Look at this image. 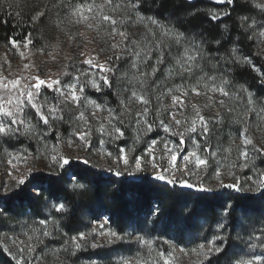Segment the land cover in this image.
Wrapping results in <instances>:
<instances>
[{"label":"rangeland","instance_id":"obj_1","mask_svg":"<svg viewBox=\"0 0 264 264\" xmlns=\"http://www.w3.org/2000/svg\"><path fill=\"white\" fill-rule=\"evenodd\" d=\"M237 1L243 5L236 15L252 44V56H248V51L238 46L236 41L230 45L228 53L224 54L221 51L209 49L204 44L207 51L204 58L197 61V64L203 67V72L197 70L196 76L207 74L219 77L225 69L222 66L217 68V60H220L223 65L225 59L229 57L235 62H229L228 65L245 64L253 71L254 68L264 70V37L259 35L264 28L256 27L252 30L247 28V25L252 24L253 21L257 25L264 24V10L259 7L264 5V0ZM83 2L85 0H51L50 5L38 11L44 15L41 16L38 29L29 33L30 37L28 34L17 46L9 43L7 46L0 47V82L20 80L23 86L34 85L35 77L45 81L58 80L60 83L57 87L66 94L62 96L59 92L43 87L36 95L33 90L34 102L42 106V112L49 115V109L55 107L57 119H52L49 115V123L44 125L38 119L37 113L26 104L22 116L17 117L18 120L24 119V125L20 126L19 134L8 136L0 134V193H3L5 187L19 189L22 185L16 188L17 181L21 178L26 179V183L33 175H48L53 154L68 156L74 161L86 159L89 161L86 165L102 170L106 174H114L116 170L122 173L135 171V157L141 156L144 158L143 171L133 175L125 174V176L136 177L142 174L162 184L168 183L154 177L156 173L161 172V169H168V179H172V173H175L177 180L184 179L194 185L203 182L205 187L214 189L218 188L220 183L229 184L236 180L247 188L252 183L249 177L259 179L260 174L264 173V154L254 149H264V92L250 88L243 80L234 81L229 71L227 75L232 81V87L228 89L232 93L230 97H223L218 91L211 92L210 82L208 87H205L203 80L197 85L195 77L191 80L186 79L185 88L181 91L169 92V88H174L181 83L179 78L169 74V70L175 65V58L157 73L155 83L159 85L158 88H149L145 92L139 87H133L130 81L133 76L139 74L130 69L132 58L129 56L126 59H116V56L123 54L120 51L124 46L123 38L111 32L110 24H101L95 19L83 20L78 16L70 15L67 6L71 4L74 8L76 3ZM87 2L94 3L104 14L124 22L122 25L118 24L117 28L125 32L129 38L130 47L133 40L143 43L150 39L153 29L158 34L165 32L166 28L170 29L171 33L178 32L175 28L160 23L159 26H149V21L140 16L131 5H128L126 11H110V6L105 3V0H87ZM121 3L127 4L128 0H112L113 5ZM206 10L211 13H220L224 11V7L209 5ZM242 18H247V24L243 23ZM184 34L189 40L195 39L197 42L201 40V37L195 34ZM29 38L31 44L25 47ZM213 46L217 47L216 44ZM173 51L175 52V45H173ZM244 58H250L252 64L245 63ZM89 59L96 67H90L84 63ZM101 65L111 71L101 72L99 67ZM254 73L260 79L262 78L256 71ZM101 75L111 82L110 93H107L108 86L100 79ZM93 81L99 84V92L92 87ZM149 82L151 83V78ZM219 83L217 79L216 84L219 85ZM72 84H77L75 89L77 95H80V86H85L79 102L71 99V89L66 87ZM242 86L249 87L255 96L256 103L252 111H248V94L236 91ZM192 87L196 88L195 92L192 91ZM132 91H136L138 95H144L149 103L145 105L139 99L132 97ZM183 91L187 94L182 95ZM0 95L6 99L7 93L0 90ZM173 96L179 98L178 102H173ZM88 99L96 101L100 107L89 104ZM221 100L224 101L223 105L220 104ZM145 107L149 109L146 117L143 115ZM196 110L210 121L211 129L207 142L200 140L202 145L200 149L192 143L188 133L184 136L187 144L179 143L180 133H184L185 128L190 127V120ZM81 112L84 113L87 125L79 119ZM172 114H175L176 119L181 120L187 116L189 123L175 124ZM161 121L169 126V131L163 130ZM4 122L10 123V120L5 119ZM114 123L125 133L119 140L112 139L100 131L103 125L105 132H111ZM149 124L153 127L152 133L147 131ZM89 127L92 147L86 149L77 139V133L87 131ZM197 127L199 129V124ZM26 128L30 131H26ZM49 130L51 134L45 135ZM244 130L253 141L252 145L247 146L250 153L247 162L240 156V151L244 149L240 133ZM197 139H199L198 135ZM153 140H156L157 144L151 154H148L146 150ZM53 146H55V153L52 151ZM203 146H207L215 155L205 152ZM121 147L125 149V155L132 165L129 169H125L118 159ZM172 149L179 157L175 165L172 163L169 151ZM190 152H197L201 158L206 159V165L197 169L195 157L184 161L183 156ZM153 156L156 158L155 169L152 167ZM245 163L247 167L243 166ZM109 169L112 171L110 172ZM30 171L32 174L28 177ZM217 171L220 172L219 179L216 176ZM65 177L69 182L71 178L69 172ZM80 184L82 183L68 185V187L73 193L80 194L85 190V187H80ZM175 186L182 192H198L195 188L179 184ZM37 187L36 183H29L26 186L32 195ZM222 189L228 188L211 192ZM240 193L258 195L260 192ZM9 194L0 195V198ZM33 200L36 203L35 210L26 209L24 212L11 215L0 211V250L11 264H16V260L21 257L24 261H31V264H90L92 260H95L97 264H121L122 260L136 257H139L140 264H145V261L147 264H156L161 251L167 254L165 258L170 261V264H235L237 260H251L264 255V249L249 246L250 239L252 243H256L254 238L260 235V229L264 227V198L259 205L238 209L233 216L229 213L225 215V209L230 204L227 201L224 208L217 211V216L213 220L192 217L191 226H184L181 216L178 225L174 226L178 229L183 228L184 231L181 232L174 228L165 231L160 221L155 223L156 207L153 206L152 214L148 217H137L129 223L125 231L120 234L125 238L124 242L115 244L108 243L110 237L107 232L116 231L110 223L105 225V235L98 234L99 223H103L107 218L101 211L96 214L84 208L79 217L80 224L68 231L64 227L70 211V205L66 201L49 198H43L41 201H37L36 198ZM61 202L66 205V211L57 213L55 206ZM41 219L46 220L47 224L40 225ZM220 225H224L222 230ZM93 229L96 231L94 232ZM43 230L48 231L47 237L43 235ZM81 233L87 236V240H78L84 246L75 249L72 237H79ZM129 234L133 237L132 240H129ZM137 235L150 241L151 246L135 242L134 237ZM165 240L168 243H165ZM210 241H215L217 245L222 246L223 250L206 261L199 254L200 245L203 244L204 251H207ZM92 243L101 244L103 247L93 249ZM29 246L34 251L29 252ZM20 248L24 249L22 254L19 251ZM182 248L184 251H181ZM0 264L3 263L0 261Z\"/></svg>","mask_w":264,"mask_h":264},{"label":"snow or ice","instance_id":"obj_2","mask_svg":"<svg viewBox=\"0 0 264 264\" xmlns=\"http://www.w3.org/2000/svg\"><path fill=\"white\" fill-rule=\"evenodd\" d=\"M143 2V0H128L127 4L121 3V4H112V0H105V3L109 5L110 11H118V10H127L128 5H131L133 9L136 11H139L140 5ZM216 3H227V4H233L234 0H215ZM63 6V5H62ZM68 10L70 15L78 16L79 19L83 20H89V19H95L99 21L101 24H110L111 32L116 33L120 35L123 38V48L120 50L123 54L116 56L117 60L120 59H126L129 56L131 59L130 69L131 71L138 73V76H133L132 80L130 81V84L133 85V87H139L143 89L145 92L149 88L155 89L158 88L159 85L155 83L156 75L158 72L161 71L162 67H167L168 62H170L173 58H175V65L172 69L169 70L170 75H174L175 77L179 78L181 83L179 85H176L174 88H169V92L173 91H181L185 88V82L187 80H191L193 77L197 80V85L203 80L205 81V87H208V83H211V92L216 93L217 91L223 96V97H230L232 95L231 92L228 91L229 88L232 87V81L228 78L227 72V65L229 62H235L231 57L225 59L223 65H221L220 60H217V68H220L221 66L225 69V71L221 72L219 77L213 75L208 76L207 74H204L203 76H196L197 70L200 72H203V67L201 65L197 64L198 60H202L204 58V54L207 51V49L203 46L204 41L201 39L199 42H197L195 39L189 40L183 32H174L171 33L170 29L166 28V31L163 33L158 34L154 29L151 31V37L150 39L146 40V42H138V41H131V47L129 46V38L125 34L124 31H121L117 28L118 24H123L124 22L122 20H117L112 18L108 14H104L94 3H88L87 0L83 3H76L75 7L73 8L71 4L68 6ZM103 7V6H101ZM260 9L264 10V5L259 6ZM86 13H91L92 15H87ZM230 13H225V15H229ZM44 15L43 13H38L35 17H33V20L36 21L40 18V16ZM102 17V19H101ZM219 13H213L209 19L212 21H217L220 19ZM149 26H159V21L155 17H148ZM242 21L244 24H247V18H242ZM166 27V26H165ZM256 27L264 28V24L257 25L255 21L252 22V24H248L247 28L248 30H252ZM171 33V34H170ZM31 34H29L30 37ZM259 35L261 37H264V30L260 31ZM251 39V37H249ZM9 43L13 46H17L18 42L16 39L10 38ZM217 45V51L219 50V47H222V43L220 40L215 41ZM29 44H31V39L29 38L28 41L25 43V47H28ZM173 45H175V52L173 51ZM183 46V47H182ZM115 48V46H113ZM111 59V57L109 58ZM244 62L247 64H252V60L250 58H244ZM84 63L90 67H96L93 64V61L91 59L85 60ZM101 72L105 71H111V69L105 68L103 65L99 66ZM143 69V70H142ZM254 71H256L262 78L260 79V85L264 86V70H261L259 68H254ZM127 74H125V79H127ZM149 78H151V83L149 82ZM35 84L34 85H23L21 86L20 80H12L7 83L0 82V90H3L7 93L6 99L3 95H0V134L8 136V135H17L20 132V126L24 125V119H17L18 116H22L24 112L25 105H30L31 108L37 113L38 119L43 122L44 125H48L49 123V115L52 119H57L55 113L57 109L55 107H52L49 109V115H45L42 112V106L38 105L34 102V91L35 94H39V90L43 87H46L47 89H50L55 92H59L62 96H65L66 94L61 90V88L57 87V85L60 83L58 80H50L45 81L43 79H40L39 77H35ZM100 79L104 82L105 85L111 86V82L104 76L101 75ZM219 79L220 83L219 85L216 84V80ZM71 89L70 95L71 99L73 101L79 102L81 101V98L83 96V93L85 91V86H80V95H77L76 88L77 84H72L66 86ZM92 87L99 92L100 86L96 81L92 82ZM192 91L195 92L196 88L192 87ZM237 93L239 92H246L247 95V105H248V111H252L255 108L256 99L253 93L251 92V89L247 86H242L240 89L236 90ZM182 95H186V91H183L181 93ZM199 94V93H197ZM132 97H135L142 101L145 105L149 103V100L145 98L144 95H138L136 91H132L131 93ZM178 97L173 96V102H178ZM123 102V101H122ZM89 104H94L97 108L100 107V105L91 99H88ZM220 104L223 105L224 101L221 100ZM149 109L147 107L144 108L143 115L146 117L148 114ZM231 111V109H229ZM62 118V117H61ZM10 120V123H5L4 120ZM79 119L81 121H84L85 125H87V120L85 119L84 113L81 112ZM111 119V117H110ZM172 119L175 121V124L177 125H184L189 123V118L187 116L184 117L183 120L176 119L175 114H172ZM210 121L206 119L203 115L200 114L199 110L195 111V115L190 120V127L185 128L184 133H180V141L179 143L181 145H186L187 141L185 140L184 136L185 133L190 134L189 138L192 140V143L196 146L197 149H200L202 145L200 144V140H204L207 142L209 136L211 135V129L209 128ZM199 124V129L197 125ZM161 125L163 127V130L165 132L169 131V126L164 124L163 121H161ZM26 131H30L29 128H26ZM100 131L104 133L105 135L110 136L112 139L119 140L124 136V130L117 126L115 123L112 125V131L111 132H105V129L103 125H101ZM148 133L153 132V127L151 124L148 125L147 128ZM115 133V135L113 134ZM51 130L45 133V135H50ZM175 135V133H173ZM197 135L199 136V139H197ZM240 137L242 140V144L244 145V149L240 151V156L247 162L250 157V153L248 152L247 146L252 145L253 141L247 136L246 130L242 131L240 133ZM59 139V137H57ZM77 139L84 144V147L86 149H90L92 147L91 143V128L89 127L87 131H81L77 133ZM103 143V141H101ZM157 141L153 140L152 144L149 145V148L146 150L148 154H151L152 149L156 146ZM203 150L205 152L210 153L211 155H215V153H211L210 149L207 146H203ZM53 153H55V146H53L52 149ZM171 154V160L172 163L175 165L178 161V155L175 154L174 149L169 150ZM256 152H260L264 154V149H254ZM111 155V153H109ZM190 157H195L196 166L197 169H199L201 166L206 165L207 160L201 158L197 152H190L187 155L183 156L184 161H189ZM119 161L123 163L125 169H129L132 165L130 163V160L125 155V149L121 147L120 149V155H119ZM144 158L141 156L135 157L134 162V169L135 171H127L126 173H122L119 170H116L114 172V175L121 176V175H133L136 173H139L143 171L144 165L142 164V160ZM155 156L152 157V167L156 168V162H155ZM74 161L71 157L63 156V155H57L53 154L51 155V163L49 165V171L47 174L49 177H62V172L66 169V166H69L71 162ZM76 161H80L84 164H89V161L86 159H78ZM244 167H247V163L243 165ZM111 172L112 169H109ZM163 173V174H161ZM168 169H161L160 173L155 174V178L159 180H163L169 185H180L185 186L189 188H195L198 191H207L211 192L220 188H228L232 189L236 192H253L258 193L264 191V173L260 174L259 179H254L253 177H249L248 179L252 181L251 184L245 188L244 185H242L238 180H236L233 183L224 184L220 183L218 185V188H212V187H205L203 182H200L196 185L192 184L191 182L180 179L177 180L175 178V173H172L173 178L168 179L167 178ZM32 174L30 171L28 173V177ZM217 179L220 177V172L217 171L216 173ZM24 178H21L17 181V187L23 185L25 183ZM79 179L75 176H72L68 182V185H75L79 183ZM57 181H50V183H56ZM80 187H85V185L80 184ZM15 188V189H16ZM14 189L12 188H4L3 193H0V195H6L8 193L13 192ZM42 193H39L37 190H34V198H40ZM232 205H227L225 209V215L230 213ZM55 210L57 213H61L66 211V205L61 202L55 206ZM2 211V209H0ZM40 225H46L47 221L44 219H41L39 221ZM99 223V221H98ZM110 223V220L108 218H105L103 223H99V235H105V225ZM224 225H220V228H222ZM95 232L96 229H93ZM43 235L47 237L49 235L48 231L43 230ZM107 235L110 237L108 240L109 244H115L116 242H124V237H122L118 232L109 230L107 232ZM133 237L131 234H129V240H132ZM217 239H222V237H217ZM256 243H252L251 239L249 241V246L251 248L260 247L261 249H264V227L260 229V235L256 236L255 238ZM78 240H87V236L83 233L79 235V237L73 236L72 237V243L75 246V249H80L84 245L78 242ZM135 242L141 244V245H148L151 246V242L146 240L145 238L137 235L134 237ZM22 243V242H21ZM165 243H168V241L165 240ZM91 247L93 249L98 247H103L101 244L92 243ZM204 245H200V255L204 257L206 261L210 259L212 255L219 254L223 248L222 246H219L215 243V241H210L208 243L207 251H204ZM21 254L23 253L24 249L20 248L19 250ZM29 252L34 251V249L29 246L28 248ZM67 251V249H65ZM181 251H184L182 248ZM11 255V253H9ZM166 253L159 252L157 262L156 264H170V261L166 259ZM15 259V257H13ZM16 264H31V261H24L23 257L21 259L16 260ZM90 264H97L95 260H92ZM121 264H140L139 257L136 258H129L126 260H122ZM145 264L147 262L145 261ZM235 264H264V255L257 256L255 259L251 260H237L235 261Z\"/></svg>","mask_w":264,"mask_h":264},{"label":"trees","instance_id":"obj_3","mask_svg":"<svg viewBox=\"0 0 264 264\" xmlns=\"http://www.w3.org/2000/svg\"><path fill=\"white\" fill-rule=\"evenodd\" d=\"M50 2L51 0H0V47L9 45V40L13 37L21 43L29 33L35 32L42 17L40 16L36 21L33 17L44 6L50 5ZM209 5L224 7V11L219 13L221 18L217 21L209 19L213 14L206 10ZM242 7L243 5L237 0L231 5L216 3L215 0H143L137 12L147 20L148 17H155L160 24L175 28L178 32L201 37L200 39H203L209 49L217 51V47L213 45L216 44V40H220L222 47H219L218 51L223 54L228 53L230 45L236 41L238 46L248 51V56H252V44L236 15ZM225 13L230 14L225 15ZM227 69L234 81L243 80L250 88L264 92L260 78L249 66L231 63L227 65ZM110 89L111 87L108 86L107 93H110ZM67 172L85 185L82 193H73L70 190L67 185L68 179L65 177ZM62 177L61 179L45 174L33 175L30 181L19 189L0 198L2 212L11 215L24 212L26 209L35 210L34 195L26 186L29 183H36L37 191L42 193L40 198H36L37 201L49 198L64 200L70 205L64 223L68 231L80 224L79 217L85 208L96 214L101 211L110 220L116 232L122 234L129 223L137 217L151 215L155 206L154 222L160 221L165 231L174 228L181 232L184 231L183 228L174 227L178 225L181 216L182 224L191 226L192 217L213 220L217 216V211L224 208L227 201L232 205L229 214L233 216L238 209L259 205L264 198V191L258 195L243 194L229 189L210 193L182 192L176 186L162 184L142 174L136 177L106 174L80 161H72L66 166ZM50 181L57 182L50 183ZM0 261L3 264H11L1 250Z\"/></svg>","mask_w":264,"mask_h":264}]
</instances>
